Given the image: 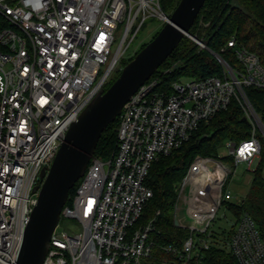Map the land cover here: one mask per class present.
<instances>
[{
  "label": "built area",
  "instance_id": "1",
  "mask_svg": "<svg viewBox=\"0 0 264 264\" xmlns=\"http://www.w3.org/2000/svg\"><path fill=\"white\" fill-rule=\"evenodd\" d=\"M167 15L159 0H0V264H16L42 181L39 169L48 168L69 123L120 70L144 22L162 24ZM225 48L237 66L214 53L220 75L179 78L165 87L149 76L124 101L114 150L90 156L61 207L59 218L73 219L79 229L57 221L41 264H140L152 251V219L132 224L152 194L145 183L151 162L234 99L249 122L248 136L225 138L216 155L192 156L172 205V219L187 235L178 247L159 245L181 263L199 259L214 239L219 206L228 208L225 202L235 197V167L248 168L264 145V126L243 89H263L264 105V68L233 37ZM181 209L190 224L182 221ZM221 229L216 243L237 264H264V237L246 211Z\"/></svg>",
  "mask_w": 264,
  "mask_h": 264
},
{
  "label": "trees",
  "instance_id": "2",
  "mask_svg": "<svg viewBox=\"0 0 264 264\" xmlns=\"http://www.w3.org/2000/svg\"><path fill=\"white\" fill-rule=\"evenodd\" d=\"M178 0H159L162 11L169 14ZM188 33L200 40L213 53L218 54L230 67L237 66L226 42L233 37L248 51L256 54L264 68V0H205ZM155 34V33H154ZM153 34V35H154ZM152 35V36H153ZM144 43L140 44L138 49ZM137 49V50H138ZM135 50L134 53L137 51ZM133 53V54H134ZM128 58L120 60L122 66ZM221 67L206 49L199 48L189 37L183 36L175 49L150 77H157V85L168 86L172 80L183 75L199 78L206 75H220ZM118 74V70L107 80L104 88ZM244 92L264 126L263 89L246 86ZM117 116L101 132L94 149V155L103 158L110 155L115 148V127ZM249 122L243 118L242 110L234 99L225 108L216 111L211 117L202 120L190 133V136L167 154H160L154 159L145 178L152 194L147 199L141 214L132 227L152 219V251L142 264H237L235 258L217 242V232L213 228L214 239L207 248L200 252L198 260L190 259L179 262L176 254L161 249V244L178 247L187 235V229L173 223L172 205L177 184L183 175L187 163L196 153L216 155L221 141L231 138L234 141L249 134ZM264 145L251 171L249 185L243 196L226 201L234 217L240 211H246L254 220L262 237H264ZM74 185L68 190V194ZM222 230V229H221Z\"/></svg>",
  "mask_w": 264,
  "mask_h": 264
},
{
  "label": "water",
  "instance_id": "3",
  "mask_svg": "<svg viewBox=\"0 0 264 264\" xmlns=\"http://www.w3.org/2000/svg\"><path fill=\"white\" fill-rule=\"evenodd\" d=\"M204 1L178 0L150 40L69 123L48 168L39 169L38 176L42 181L22 232L16 264H41L49 234L59 219L68 190L82 175L101 132L115 119L124 101L157 70L183 36L195 39L188 30ZM173 223L177 224L175 218Z\"/></svg>",
  "mask_w": 264,
  "mask_h": 264
},
{
  "label": "rangeland",
  "instance_id": "4",
  "mask_svg": "<svg viewBox=\"0 0 264 264\" xmlns=\"http://www.w3.org/2000/svg\"><path fill=\"white\" fill-rule=\"evenodd\" d=\"M160 26L161 23L154 19L146 20L143 26L138 30L135 38L128 46L127 50L125 51L124 58H128L129 56L133 55L134 51L138 49L140 44L142 43L145 44L147 41H149L152 35L160 28ZM189 78H191V76L183 75L180 77V80H187ZM223 141L224 140H222L221 142ZM218 149L221 150V147ZM255 163L256 161L254 160L248 168H246L243 163H239L235 167L234 174L232 175V184H231L232 187L231 189L235 195L234 198H240L246 192L249 185L251 171L253 170ZM179 215L181 216L182 221H184L185 223L190 224L192 222V219L185 213L184 209H181L179 211ZM233 219H234L233 213L228 208H225L223 205H221L217 210L216 218L212 223V227L216 230H219L221 228L227 229L230 226ZM58 226L59 227L64 226L65 228L72 230L79 229V225L69 217H60L58 220ZM143 261L144 260H142L140 264H142ZM149 264H156V263L150 262Z\"/></svg>",
  "mask_w": 264,
  "mask_h": 264
}]
</instances>
